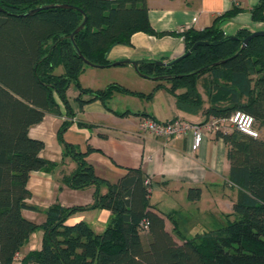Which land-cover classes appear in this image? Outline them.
I'll return each mask as SVG.
<instances>
[{"label":"trees","instance_id":"16d2710c","mask_svg":"<svg viewBox=\"0 0 264 264\" xmlns=\"http://www.w3.org/2000/svg\"><path fill=\"white\" fill-rule=\"evenodd\" d=\"M54 4L73 8L27 15ZM239 12L234 8L211 27L181 33L186 53L198 44L189 55L164 66L142 64L138 73L158 81L156 89H166L179 109L192 114L204 108L198 91L202 82L209 103L204 110L207 117L229 119L243 112L255 119L258 130L264 127V37L252 39L242 50V40L251 33L241 30L228 37L220 28ZM251 13L264 23V0ZM85 17L86 25L72 41L70 36ZM138 32L164 35L152 28L146 0H0V264H13L14 256L38 231L44 232L42 248L22 255L24 264H264V139L233 129L216 132L228 147L230 181L242 191L228 215L234 220L221 230L188 239L177 233L174 222L182 243L177 242L166 229L165 217L150 203L151 184L143 170L129 168L116 183L99 178L86 161L93 149L84 153L64 140L69 121L61 126L59 140L64 158L74 161L77 169L63 181L75 190L95 186L94 204L73 208L54 204L41 225L24 217L26 209L38 211L27 203L31 174L55 168L40 156L45 144L31 138L29 130L48 114L61 117L59 101L66 115H73L67 97L72 85L79 90L80 106L104 102L115 93L153 98V93H136L118 84L85 89L79 80L88 66L80 54L92 66L107 68L110 49L131 45ZM59 69L62 73H57ZM178 90L184 93L178 95ZM84 96L90 99L84 101ZM102 187L107 188L105 194ZM201 195L197 188L188 191L192 202ZM92 209L112 213L104 232L95 233L83 221L67 224L74 214ZM172 215L166 217L173 221Z\"/></svg>","mask_w":264,"mask_h":264},{"label":"crops","instance_id":"0c3cea01","mask_svg":"<svg viewBox=\"0 0 264 264\" xmlns=\"http://www.w3.org/2000/svg\"><path fill=\"white\" fill-rule=\"evenodd\" d=\"M261 0H146L152 28L163 36L135 33L131 45H116L108 52L110 64L117 62L160 61L169 64L186 53V45L181 33L193 29L204 30L214 25L216 18L238 8L240 12L230 20L220 24L228 37L241 30L254 33L264 30V23L253 19L251 10ZM60 70V69H59ZM62 73V72H61ZM80 84L85 89L103 90L118 84L130 91L149 95L153 98L115 93L106 101L94 100L80 106L77 101L79 90L73 85L67 97L73 111L68 117L66 109L59 101L62 116L48 114L43 121L29 130V136L44 142L40 156L55 164L51 172L36 171L31 174L28 188L31 192L27 203L38 211L26 209V219L41 225L46 221V210L54 204L65 208L89 207L94 204L96 187L75 190L63 181L77 169L70 158H64V148L59 140V131L65 121L70 126L63 134L67 143L77 146L81 152L92 148L86 161L94 167L95 174L110 183H116L129 168H140L151 182L150 203L165 217L166 229L179 240L174 232L188 239L199 234L216 232L234 220L233 206L241 195V189L230 181L228 147L216 137L217 131L204 129L201 147L192 150L193 137L157 138L140 130L143 117L160 122L174 119L205 125L212 119L204 110L209 108L208 98L202 82L198 91L205 102L203 110L188 113L178 108L176 98L166 89H156L158 81L141 76L132 65L125 63L116 67H85L80 75ZM166 87L170 84L163 83ZM178 95L184 90H178ZM84 101L89 96L82 98ZM260 138L264 139V127H259ZM191 188L200 189L201 199L192 202L188 199ZM107 192L106 187L101 193ZM173 214V221L166 216ZM112 213L105 209L81 211L71 216L67 224L85 222L95 233L107 228ZM144 242H149L147 234ZM44 232L38 231L21 249L22 255L39 251L42 248Z\"/></svg>","mask_w":264,"mask_h":264},{"label":"built area","instance_id":"2783aa9c","mask_svg":"<svg viewBox=\"0 0 264 264\" xmlns=\"http://www.w3.org/2000/svg\"><path fill=\"white\" fill-rule=\"evenodd\" d=\"M227 121L229 123V126H224V124L222 123L223 121L215 118L205 125H200L181 119H174L168 122H160L150 117H143L140 120L139 127L140 130L144 133L164 139H171L176 137L180 138L191 134L193 137L192 150L194 152H196L203 143L205 128L209 131L222 130L224 132L233 129L253 138H259L260 136L258 130L256 129L255 119L248 114H245L243 112H236L229 119H227ZM143 226H145V222L143 223ZM13 264H24V262L22 261L21 253H17L14 256Z\"/></svg>","mask_w":264,"mask_h":264},{"label":"water","instance_id":"95a60500","mask_svg":"<svg viewBox=\"0 0 264 264\" xmlns=\"http://www.w3.org/2000/svg\"><path fill=\"white\" fill-rule=\"evenodd\" d=\"M54 8H65V9H71L73 8L72 6H69V5H48V6H41V7H38L32 11H30L27 15H32V14H35L39 11H42V10H47V9H54ZM87 23V18L85 17L83 23L76 29V31L70 36V39L72 41H74V36L76 34H78L83 28L84 26L86 25ZM257 37H264V30L263 31H257V32H254V33H251L250 36H248L247 38L243 39L242 40V50L244 48H246L248 46V44L250 43V41L254 38H257ZM198 46V44H196L188 53L184 54L183 56H181L180 58L176 59L174 62H177V61H180L181 59H183L184 57H186L187 55H189L196 47ZM80 57L82 58V60L88 65V66H92L91 63H89L81 54H80ZM125 63H129L130 65L133 66V68L138 71V67L142 64H154V65H158V66H164V65H168V64H165L163 62H160V61H137V62H117V63H113V64H110L109 67H116V66H120V65H123ZM173 63V62H172ZM94 67V66H92ZM97 68H104V67H97Z\"/></svg>","mask_w":264,"mask_h":264},{"label":"rangeland","instance_id":"374dc122","mask_svg":"<svg viewBox=\"0 0 264 264\" xmlns=\"http://www.w3.org/2000/svg\"><path fill=\"white\" fill-rule=\"evenodd\" d=\"M61 72H62L61 69L57 71V73H61ZM143 237H144V239H145V235H143ZM178 239H179V238H178ZM179 240H180V239H179Z\"/></svg>","mask_w":264,"mask_h":264}]
</instances>
